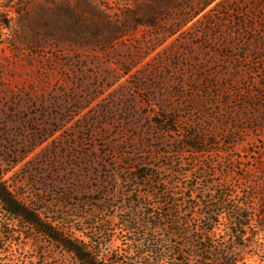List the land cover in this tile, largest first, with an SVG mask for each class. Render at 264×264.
<instances>
[{
    "label": "rangeland",
    "instance_id": "rangeland-1",
    "mask_svg": "<svg viewBox=\"0 0 264 264\" xmlns=\"http://www.w3.org/2000/svg\"><path fill=\"white\" fill-rule=\"evenodd\" d=\"M209 1L0 0L1 182L112 263L152 227L195 264L181 233L205 237L220 199L252 217L237 252L264 264V0ZM11 225L2 263L80 264Z\"/></svg>",
    "mask_w": 264,
    "mask_h": 264
},
{
    "label": "trees",
    "instance_id": "trees-1",
    "mask_svg": "<svg viewBox=\"0 0 264 264\" xmlns=\"http://www.w3.org/2000/svg\"><path fill=\"white\" fill-rule=\"evenodd\" d=\"M212 1L210 0L207 5ZM13 11L19 13L17 8H13ZM2 30H13V28L12 18L7 15L3 16V11L0 8V31ZM140 174H137L136 177L139 180L147 177L144 174ZM2 176L3 174L0 172V215L4 217V219L0 218V240L3 237L14 236V232L10 228L11 224L24 225L62 246L80 264H124L120 261L112 263L110 254L94 251L89 247L88 243L66 238L57 232L55 228L51 227L52 222L45 220L40 208L26 206L16 199L9 191V188L1 182ZM215 203V205L207 204L205 206L204 220L212 227L211 229L205 228L202 230L205 237H191L186 231L181 233L188 249L191 250L192 255L196 259L195 264H246V260L237 250L242 247L239 244V239L246 240L244 232L249 228V222L252 221V217L244 214L246 210L242 205H238L233 210V215L226 216L228 215L227 210H220L226 204V201L216 199ZM224 215L228 223L226 233L236 246L234 249H230L226 243L219 244L213 239L218 227V220H215V217L218 219ZM175 225L179 227L181 224L177 221ZM125 227L129 230L132 229V222H127ZM131 233L133 232L131 231ZM132 235L135 238L129 240L128 247H130V250L125 251L127 254L126 258L131 264L142 262H147V264H178L180 262L178 258L184 255L183 252L176 253L175 247H164L162 242L158 241L154 236L152 227L147 233H133ZM131 247L133 248L131 249ZM17 261L19 263V260L9 259L8 263H2L0 258V264H15Z\"/></svg>",
    "mask_w": 264,
    "mask_h": 264
}]
</instances>
